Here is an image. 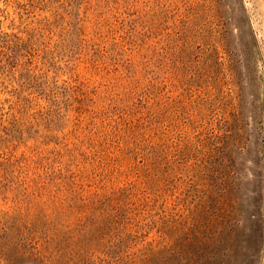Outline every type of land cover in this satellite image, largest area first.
<instances>
[{
    "label": "rangeland",
    "instance_id": "obj_1",
    "mask_svg": "<svg viewBox=\"0 0 264 264\" xmlns=\"http://www.w3.org/2000/svg\"><path fill=\"white\" fill-rule=\"evenodd\" d=\"M21 31L0 264H264V0H0Z\"/></svg>",
    "mask_w": 264,
    "mask_h": 264
},
{
    "label": "trees",
    "instance_id": "obj_2",
    "mask_svg": "<svg viewBox=\"0 0 264 264\" xmlns=\"http://www.w3.org/2000/svg\"><path fill=\"white\" fill-rule=\"evenodd\" d=\"M3 33V32H1ZM4 37V39H3ZM3 41V43H1ZM33 38L29 35L27 36V33H24V31L18 32L17 34H7L3 33L0 35V43H1V49L9 50V53L12 55H15L17 52L16 51H24L27 52V50L31 49L33 46ZM3 44V45H2ZM13 45V46H12ZM12 47H14L12 49ZM18 49V50H17ZM13 59V58H12ZM258 244V243H257ZM255 245L257 248L258 245Z\"/></svg>",
    "mask_w": 264,
    "mask_h": 264
}]
</instances>
